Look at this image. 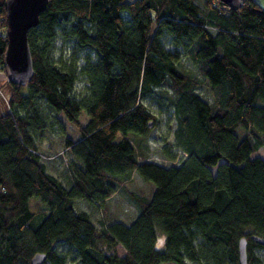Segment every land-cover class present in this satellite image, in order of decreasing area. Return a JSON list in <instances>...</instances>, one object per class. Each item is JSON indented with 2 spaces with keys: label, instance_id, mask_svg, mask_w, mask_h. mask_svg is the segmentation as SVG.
I'll list each match as a JSON object with an SVG mask.
<instances>
[{
  "label": "trees",
  "instance_id": "16d2710c",
  "mask_svg": "<svg viewBox=\"0 0 264 264\" xmlns=\"http://www.w3.org/2000/svg\"><path fill=\"white\" fill-rule=\"evenodd\" d=\"M6 2L0 0L5 76ZM59 39L88 51L82 67L76 55L54 56ZM29 45L33 80L9 83V98L0 89L8 107L0 114V264H32L40 253L45 264H240L243 238L248 264H264L256 252L264 246L252 239H264L259 4L244 0L233 11L219 0H49ZM184 59L199 77L182 68ZM80 80L85 88L77 95ZM149 97L173 111V146L186 155L181 164L139 160L126 137H149L157 128L158 116L144 103ZM53 113L79 132L65 144L74 159L69 186L48 173L39 150L37 137ZM165 155L176 159L168 148ZM135 173L155 191L151 198L127 192L140 211L130 225L100 228L75 210L78 200L106 208ZM33 198L39 211L31 209Z\"/></svg>",
  "mask_w": 264,
  "mask_h": 264
},
{
  "label": "rangeland",
  "instance_id": "374dc122",
  "mask_svg": "<svg viewBox=\"0 0 264 264\" xmlns=\"http://www.w3.org/2000/svg\"><path fill=\"white\" fill-rule=\"evenodd\" d=\"M253 1L264 9V0ZM163 43L166 49L170 51L174 50L171 38L165 37ZM55 46L56 50L54 56L56 58L63 56L67 59L76 55L79 59V66L82 67L85 64V58L88 55V51H82L79 49L73 40L63 41L62 39H59ZM182 68L187 73L199 77L196 67L192 65L188 59H184ZM84 88V80H80L76 84L75 93L77 95L82 94ZM0 89L3 90L5 96L9 98L11 88L7 76H5L3 72L0 73ZM202 93L207 100L212 101L208 89L202 88ZM144 103L155 115L158 116L159 123L149 137L139 136L134 133H130L126 136L132 144L137 157L139 160L149 158V160L164 166H171L173 163L181 164L186 155L180 149H176L173 146L175 140L174 133L176 130V121L173 116V111L167 108L166 102L161 103V100L156 97H149L144 100ZM260 104L263 105L264 102L260 101ZM7 109L8 107L0 94V114L5 113ZM50 122L51 126L45 132L44 136L41 138L37 137L39 150L43 156V162L48 168V173L60 179L65 186H69L70 179L67 173V165L69 161L74 159L69 152H67L65 144L67 139L78 140L79 132L77 128L67 122L63 115L53 113ZM80 122L83 125H86L89 122V116L85 111H82L80 114ZM122 138H124V136L120 135V139ZM165 148H168L171 153L176 156L174 161L167 158L165 155ZM259 155L264 157V148L259 151ZM154 191L155 185L153 183L145 182L137 173H135L132 181L108 200L106 208H99L84 200H78L75 204V210L77 212H88L96 225L100 228L114 222L130 225L137 218L140 211L127 192L151 198ZM39 204L42 205L41 201L37 198H33L30 202L31 209L35 212L39 211L41 209ZM58 251L68 253L69 248L66 245L59 244ZM256 252L264 261V250L257 249ZM72 258L73 255L71 256V259Z\"/></svg>",
  "mask_w": 264,
  "mask_h": 264
},
{
  "label": "water",
  "instance_id": "95a60500",
  "mask_svg": "<svg viewBox=\"0 0 264 264\" xmlns=\"http://www.w3.org/2000/svg\"><path fill=\"white\" fill-rule=\"evenodd\" d=\"M233 11L243 7L244 0H219ZM49 0H7V36L9 46L5 56V68L10 84L26 86L34 78L33 58L29 45V32L38 27L40 17L46 11ZM253 241L264 246V239L252 237ZM248 242L246 238L240 241L239 262L248 264ZM46 254H37L32 264H45Z\"/></svg>",
  "mask_w": 264,
  "mask_h": 264
}]
</instances>
